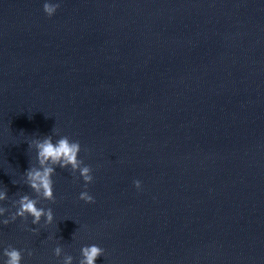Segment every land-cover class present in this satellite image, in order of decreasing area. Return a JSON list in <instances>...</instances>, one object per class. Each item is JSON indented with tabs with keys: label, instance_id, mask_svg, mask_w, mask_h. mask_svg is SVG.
<instances>
[{
	"label": "water",
	"instance_id": "95a60500",
	"mask_svg": "<svg viewBox=\"0 0 264 264\" xmlns=\"http://www.w3.org/2000/svg\"><path fill=\"white\" fill-rule=\"evenodd\" d=\"M45 2L0 0V205L47 135L94 180L57 168L53 223H0V264H264V0Z\"/></svg>",
	"mask_w": 264,
	"mask_h": 264
},
{
	"label": "clouds",
	"instance_id": "9594fccd",
	"mask_svg": "<svg viewBox=\"0 0 264 264\" xmlns=\"http://www.w3.org/2000/svg\"><path fill=\"white\" fill-rule=\"evenodd\" d=\"M59 7V3L46 0L43 4V11L47 16L52 17ZM53 130L58 134V129ZM29 147L35 149L38 165H31L24 172V183L35 195H21L18 199L12 201L11 208L0 205V216L9 213L7 218L0 221L3 225L15 222L18 218L27 221L29 217H31L32 225H39L42 219L45 225H51L53 223V210L50 207L44 208L38 207V205L41 201L55 203L56 197L54 194L53 176L57 168H70L73 174L79 172L80 178L84 181L85 188L94 180L92 167L86 165L79 158V153L81 152L79 141H74L66 135L60 136L59 139L54 141L52 135H47L34 139ZM133 184L137 190L142 188V182L140 180H134ZM8 198L6 190L0 191V202L6 201ZM79 199L85 203H95L94 197L88 191L81 192ZM12 209H15V211ZM30 231L36 232L37 229L32 228ZM24 251L23 249H17L12 245H8L3 249V256L6 258L3 264H21ZM80 251L81 258L78 264H96L97 259L104 256L105 253V250L96 244L85 245ZM27 254L28 256H32L33 252L28 250ZM54 255L56 257L63 255L61 264H73V256L64 254L61 246L54 248Z\"/></svg>",
	"mask_w": 264,
	"mask_h": 264
}]
</instances>
